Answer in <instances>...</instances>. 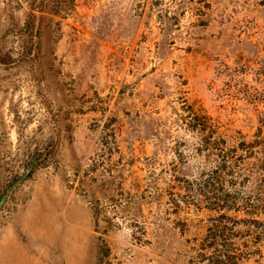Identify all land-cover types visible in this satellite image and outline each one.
<instances>
[{
	"label": "rangeland",
	"instance_id": "1",
	"mask_svg": "<svg viewBox=\"0 0 264 264\" xmlns=\"http://www.w3.org/2000/svg\"><path fill=\"white\" fill-rule=\"evenodd\" d=\"M41 158L0 264H264V0H0V200Z\"/></svg>",
	"mask_w": 264,
	"mask_h": 264
},
{
	"label": "water",
	"instance_id": "2",
	"mask_svg": "<svg viewBox=\"0 0 264 264\" xmlns=\"http://www.w3.org/2000/svg\"><path fill=\"white\" fill-rule=\"evenodd\" d=\"M43 159L44 158L35 160L27 169L25 174L7 189L6 193L0 200V209L4 206L10 195L13 194L14 191H16L30 177L34 169L41 163Z\"/></svg>",
	"mask_w": 264,
	"mask_h": 264
},
{
	"label": "trees",
	"instance_id": "3",
	"mask_svg": "<svg viewBox=\"0 0 264 264\" xmlns=\"http://www.w3.org/2000/svg\"><path fill=\"white\" fill-rule=\"evenodd\" d=\"M196 119H199L201 121V123L203 124V126H205V124H207L211 119L207 116H202V117H197ZM252 148V147H251Z\"/></svg>",
	"mask_w": 264,
	"mask_h": 264
}]
</instances>
